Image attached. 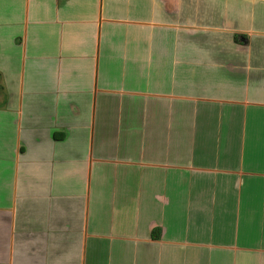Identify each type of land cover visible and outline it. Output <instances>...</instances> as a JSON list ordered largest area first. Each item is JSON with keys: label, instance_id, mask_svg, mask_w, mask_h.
Listing matches in <instances>:
<instances>
[{"label": "crops", "instance_id": "crops-1", "mask_svg": "<svg viewBox=\"0 0 264 264\" xmlns=\"http://www.w3.org/2000/svg\"><path fill=\"white\" fill-rule=\"evenodd\" d=\"M0 264H264V0H0Z\"/></svg>", "mask_w": 264, "mask_h": 264}]
</instances>
